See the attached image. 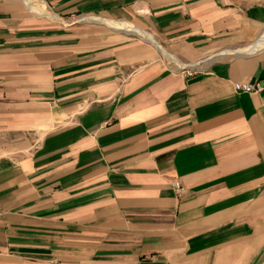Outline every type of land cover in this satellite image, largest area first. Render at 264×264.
Listing matches in <instances>:
<instances>
[{
    "label": "crops",
    "instance_id": "1",
    "mask_svg": "<svg viewBox=\"0 0 264 264\" xmlns=\"http://www.w3.org/2000/svg\"><path fill=\"white\" fill-rule=\"evenodd\" d=\"M0 264H264V0H0Z\"/></svg>",
    "mask_w": 264,
    "mask_h": 264
},
{
    "label": "rangeland",
    "instance_id": "2",
    "mask_svg": "<svg viewBox=\"0 0 264 264\" xmlns=\"http://www.w3.org/2000/svg\"><path fill=\"white\" fill-rule=\"evenodd\" d=\"M87 16V15H75V16H69V17H62V20H54L56 25H64V24H71L72 26H77L82 28L83 32H94V31H105V32H110L111 36H114L111 40H118V39H123V38H129V39H140L142 36L129 33V32H124L122 30L115 31L113 29L108 28L106 25L95 22L90 20L89 18L82 19V17ZM93 16V15H91ZM99 16V15H97ZM90 29V30H88ZM149 32V31H148ZM151 33V32H149ZM152 34V33H151ZM154 39L157 41L156 37L154 34H152ZM163 48V47H162ZM165 49V48H163ZM159 52H162L161 49ZM169 58L174 59V57L170 54H167ZM173 63V62H171ZM174 64V63H173Z\"/></svg>",
    "mask_w": 264,
    "mask_h": 264
},
{
    "label": "built area",
    "instance_id": "3",
    "mask_svg": "<svg viewBox=\"0 0 264 264\" xmlns=\"http://www.w3.org/2000/svg\"><path fill=\"white\" fill-rule=\"evenodd\" d=\"M186 75H191L192 70L186 69L184 70ZM234 89L237 92L244 91V92H253V91H259L262 88V85L259 82H234L233 83ZM175 190L179 191L181 190V186L179 182L174 181L172 183Z\"/></svg>",
    "mask_w": 264,
    "mask_h": 264
}]
</instances>
